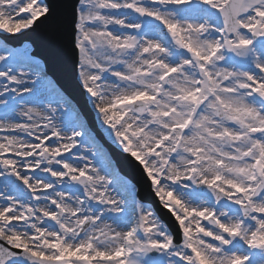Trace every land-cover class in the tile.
I'll return each instance as SVG.
<instances>
[{"label":"snow or ice","instance_id":"6c2138e0","mask_svg":"<svg viewBox=\"0 0 264 264\" xmlns=\"http://www.w3.org/2000/svg\"><path fill=\"white\" fill-rule=\"evenodd\" d=\"M0 264H264V0H0Z\"/></svg>","mask_w":264,"mask_h":264}]
</instances>
